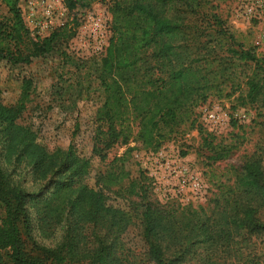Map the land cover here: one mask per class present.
I'll use <instances>...</instances> for the list:
<instances>
[{
	"label": "trees",
	"instance_id": "obj_1",
	"mask_svg": "<svg viewBox=\"0 0 264 264\" xmlns=\"http://www.w3.org/2000/svg\"><path fill=\"white\" fill-rule=\"evenodd\" d=\"M0 2L9 14L0 24V62L28 65L59 50L75 34L77 23L66 22L33 40L23 23L19 0ZM192 5L190 0L112 1L108 45L90 66L100 92L92 152L103 161L106 154L98 153L99 148L108 151L119 145L125 150L103 172L94 174L93 186L87 183L92 171L89 157L72 145L47 151L38 144L37 133L23 123L34 91L30 80L22 81L13 105L0 102V205L4 210L0 264H135V256L120 242V235L133 224L145 246L139 263L264 264L260 258L264 246L255 254L252 242L253 238L264 241V168L255 154L245 161L230 194L208 209L154 203L143 185L129 180L128 162L135 149L130 142L156 151L160 131L182 121L204 101L208 82L202 78L201 63L211 65L215 59L210 56H217L222 46L217 40L210 45L198 36L191 38L185 19ZM228 51L240 62L255 61L250 52ZM262 71V76L253 72L244 83L250 103H264ZM24 160L34 179H47L36 193L24 191L20 179L13 178ZM48 187L55 194L52 207L44 191ZM39 201L43 209L55 212L53 220L61 236L53 246L34 239L32 250H27L22 230L32 234L33 206ZM37 222L47 224L40 218Z\"/></svg>",
	"mask_w": 264,
	"mask_h": 264
},
{
	"label": "rangeland",
	"instance_id": "obj_2",
	"mask_svg": "<svg viewBox=\"0 0 264 264\" xmlns=\"http://www.w3.org/2000/svg\"><path fill=\"white\" fill-rule=\"evenodd\" d=\"M112 1L94 0L87 4L86 0H19L23 23L33 40L36 35L48 36L66 22L71 26L77 23L75 34L59 50L35 58L28 65L0 62L1 104L13 105L21 93L22 81L30 80L34 91L23 113V123L31 126L38 135V144L47 151L66 150L72 145L89 157V186H93L94 174L103 172L113 157L125 150L119 145L108 151L99 148L98 153L106 154L103 161L92 152L100 92L90 66L108 45ZM190 2L193 7L185 23L191 38L198 36L201 43L210 45L217 40L222 46L217 49V56H210L215 59L211 65L201 63L202 78L208 82L204 101L192 107L182 121L160 131V147L156 151H145L138 142L131 141L129 147L135 149L128 169L129 180L143 185L147 198L154 203L174 202L181 207L208 209L213 201L218 199L220 203L230 194L245 161L252 155L261 159L264 168V103H250L244 85L253 72L262 76L264 70V23L241 17L239 0ZM8 18L7 8L0 2V24ZM229 48L250 52L255 61L240 62ZM209 114H214V119H209ZM28 164L27 160L18 164L13 178L20 179L24 191L36 193L47 179H34ZM128 181L122 183L121 189ZM49 187L44 191L52 207L55 194L48 191L53 189ZM43 206L40 201L33 206L32 234L22 230L27 250H32L34 239L48 246L60 240L61 230L53 220L55 212ZM3 213L0 205V217ZM39 218L47 224H39ZM120 242L135 256V264H144L138 262L145 246L136 225L120 235ZM252 242L253 253L263 251V240L253 238ZM260 258L264 262L261 253Z\"/></svg>",
	"mask_w": 264,
	"mask_h": 264
},
{
	"label": "built area",
	"instance_id": "obj_3",
	"mask_svg": "<svg viewBox=\"0 0 264 264\" xmlns=\"http://www.w3.org/2000/svg\"><path fill=\"white\" fill-rule=\"evenodd\" d=\"M238 10L240 16L247 21L264 23V0H239ZM46 13L49 14L50 11ZM208 117L214 119V114H209Z\"/></svg>",
	"mask_w": 264,
	"mask_h": 264
}]
</instances>
